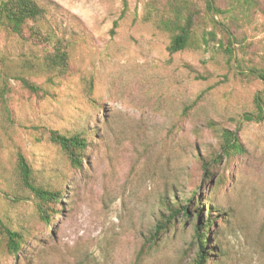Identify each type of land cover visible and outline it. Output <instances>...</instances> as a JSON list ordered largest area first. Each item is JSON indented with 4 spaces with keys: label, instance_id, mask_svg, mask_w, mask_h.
I'll list each match as a JSON object with an SVG mask.
<instances>
[{
    "label": "rangeland",
    "instance_id": "rangeland-1",
    "mask_svg": "<svg viewBox=\"0 0 264 264\" xmlns=\"http://www.w3.org/2000/svg\"><path fill=\"white\" fill-rule=\"evenodd\" d=\"M40 1L48 24L71 45L74 71L47 85L43 98L14 82V121L0 117V217L25 234L26 251L46 246L52 264L85 252L108 264H133L156 220L165 219L158 209L168 214L157 203L160 195L168 190V200L180 199L200 185L202 200L193 197V204L205 212L208 197L224 210V220L212 226L221 254L206 264H264V114L256 116L254 103L264 84L239 78L214 41L170 53L167 33L142 19L147 0ZM201 1L195 0L203 7ZM205 26L197 25V37ZM240 33L246 52L237 56L264 66V13L256 11ZM2 36L0 58L28 53V46ZM207 121L236 130L244 145V152L222 158L209 179L195 158L220 154ZM44 129L85 133L81 169L70 166ZM16 149L37 182L64 189L49 227L17 184ZM194 221L191 208L176 218L141 264H189L194 246L180 257ZM12 263L0 246V264Z\"/></svg>",
    "mask_w": 264,
    "mask_h": 264
},
{
    "label": "trees",
    "instance_id": "trees-1",
    "mask_svg": "<svg viewBox=\"0 0 264 264\" xmlns=\"http://www.w3.org/2000/svg\"><path fill=\"white\" fill-rule=\"evenodd\" d=\"M201 2L203 7H200L195 0L164 2L147 0L143 5L142 19L167 33L169 37L167 50L170 53L190 47L199 48L214 41L227 57L228 62L231 64L233 61L236 64L235 74L239 78L244 80L257 78L264 84V66L246 65L244 55L237 56L246 52L244 36L240 35L241 29L246 23L251 22L256 11L264 13V0H202ZM47 14V6L40 0H0V36L14 38L30 48L28 53H22L15 59L5 56L0 58V117L5 123L14 121V113L10 105L14 82L30 95L43 98L49 94L47 85H52L54 80L64 78L74 71L71 45L48 24ZM202 22L206 26L197 37L195 30ZM38 78L44 79L38 81ZM90 91L91 85L88 87L89 94ZM254 103L257 108L256 116L261 118L264 114V89L254 97ZM194 104V101L191 102L185 109L191 108ZM206 127L215 135L220 154L209 153L210 158L196 154L195 158L200 162L205 178L209 179L222 158L228 160L244 152V145L236 130L221 127L213 121H207ZM44 132L48 141L56 145L66 156L71 167L82 168L84 153L89 146L85 133L82 131L62 133L54 129H44ZM14 174L18 186L31 194L30 198L37 218L45 227H49L52 218L60 213L64 189L52 188L37 182L30 163L20 149L15 151ZM199 188L200 185H196L188 197L177 199L173 195L170 201L168 190L160 195L157 203L163 210L168 211V214L161 211V208L158 209L165 219L156 220L147 241L144 240L136 251L133 264H141L149 251L157 245L161 233L171 224L174 225L176 218L186 217L190 208L194 212L195 221L189 236V247L183 249L180 260L188 256L187 252L191 246H194V250L188 256L189 264H206L214 257H219L220 245L212 242L214 240L212 233L215 232L212 226L218 219L220 222L224 220V210L214 205L213 200L208 197L203 201L206 206L205 212L200 205L193 204V197L202 200L201 195L197 196L196 193ZM204 214L206 218L203 220ZM27 243L23 232L11 227L0 217V246L7 255L12 256V264H52L51 260L47 261L50 254L48 247L42 246L28 253L25 249ZM70 256L63 255L54 264H108L107 258L93 252Z\"/></svg>",
    "mask_w": 264,
    "mask_h": 264
}]
</instances>
